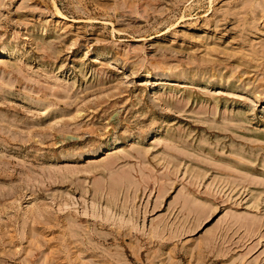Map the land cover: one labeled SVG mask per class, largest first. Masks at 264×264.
I'll list each match as a JSON object with an SVG mask.
<instances>
[{
	"label": "rangeland",
	"instance_id": "rangeland-1",
	"mask_svg": "<svg viewBox=\"0 0 264 264\" xmlns=\"http://www.w3.org/2000/svg\"><path fill=\"white\" fill-rule=\"evenodd\" d=\"M0 264H264V0H0Z\"/></svg>",
	"mask_w": 264,
	"mask_h": 264
}]
</instances>
